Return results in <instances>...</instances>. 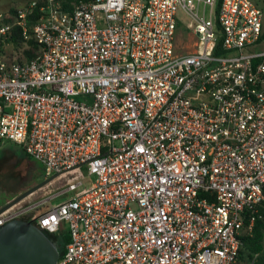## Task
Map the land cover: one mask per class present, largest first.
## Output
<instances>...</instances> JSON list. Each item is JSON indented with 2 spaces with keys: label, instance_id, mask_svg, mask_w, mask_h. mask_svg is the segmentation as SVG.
Wrapping results in <instances>:
<instances>
[{
  "label": "built area",
  "instance_id": "obj_1",
  "mask_svg": "<svg viewBox=\"0 0 264 264\" xmlns=\"http://www.w3.org/2000/svg\"><path fill=\"white\" fill-rule=\"evenodd\" d=\"M180 22L193 50L179 49ZM263 33L252 0L0 11V149L19 145L67 182L58 196L74 192L0 226L68 223L58 264H256L243 237L264 207Z\"/></svg>",
  "mask_w": 264,
  "mask_h": 264
},
{
  "label": "rangeland",
  "instance_id": "obj_2",
  "mask_svg": "<svg viewBox=\"0 0 264 264\" xmlns=\"http://www.w3.org/2000/svg\"><path fill=\"white\" fill-rule=\"evenodd\" d=\"M32 0H0V11L5 12L9 9H16L23 7ZM264 13V0H252ZM188 20L185 18L184 23ZM184 25L180 22V32L178 45L179 49L183 51H190L194 49V36L192 31L185 29L182 33ZM189 33V34H188ZM254 51L264 50V37L254 46ZM12 50L11 46L6 48L7 53ZM16 53L20 50L15 48ZM27 52H23L22 58H27ZM8 150V155L5 156L0 153V208L12 201L15 197L26 190L38 185L49 177L46 176L44 166L41 162L29 157L25 154L22 147L8 142L0 149V151ZM17 151V154L14 152ZM2 155V156H1ZM5 156V157H3ZM85 186L90 185V180L84 177ZM68 184L64 179L56 178L50 181L41 189L29 195L23 201L14 205L11 210H17L26 206H36V211H42L49 208L51 205H56L66 200L74 194L73 191L59 195L58 194L67 188ZM64 230L62 236L68 232V223H64Z\"/></svg>",
  "mask_w": 264,
  "mask_h": 264
},
{
  "label": "water",
  "instance_id": "obj_3",
  "mask_svg": "<svg viewBox=\"0 0 264 264\" xmlns=\"http://www.w3.org/2000/svg\"><path fill=\"white\" fill-rule=\"evenodd\" d=\"M55 177H49L2 206L0 216ZM61 250L59 241H54L30 221L13 219L0 226V264H58Z\"/></svg>",
  "mask_w": 264,
  "mask_h": 264
},
{
  "label": "trees",
  "instance_id": "obj_4",
  "mask_svg": "<svg viewBox=\"0 0 264 264\" xmlns=\"http://www.w3.org/2000/svg\"><path fill=\"white\" fill-rule=\"evenodd\" d=\"M62 1L67 9H71L72 4L74 2H78L79 0H62ZM9 10H11L14 13L16 12V9H9ZM263 37H264V33H263ZM15 38L16 39L18 38V33L15 34ZM27 53L29 57L32 55L31 51H27ZM0 153H2V155L5 154V156H7L9 152L8 150H5V151L1 150ZM14 154H17V151H15ZM22 219L29 220L30 218L27 216H23ZM48 235L54 241H59L63 249H64L65 244L70 240V236L68 232H66L63 236H62V233L59 235H53V234L48 233ZM243 241H244V252L243 253H246V255H251V256L257 253L258 258H257L256 264H264V207L261 208V216L257 217L252 234L245 235L243 237ZM63 249L61 250V252L63 251Z\"/></svg>",
  "mask_w": 264,
  "mask_h": 264
},
{
  "label": "crops",
  "instance_id": "obj_5",
  "mask_svg": "<svg viewBox=\"0 0 264 264\" xmlns=\"http://www.w3.org/2000/svg\"><path fill=\"white\" fill-rule=\"evenodd\" d=\"M185 32V29L183 28V31H182V33H184Z\"/></svg>",
  "mask_w": 264,
  "mask_h": 264
},
{
  "label": "bare ground",
  "instance_id": "obj_6",
  "mask_svg": "<svg viewBox=\"0 0 264 264\" xmlns=\"http://www.w3.org/2000/svg\"><path fill=\"white\" fill-rule=\"evenodd\" d=\"M26 199V198H25ZM23 201V200H22Z\"/></svg>",
  "mask_w": 264,
  "mask_h": 264
}]
</instances>
